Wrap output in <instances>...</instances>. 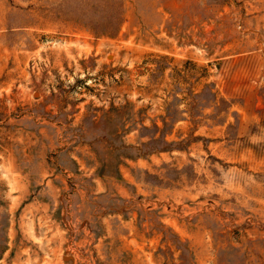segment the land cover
<instances>
[{"label":"rangeland","instance_id":"rangeland-1","mask_svg":"<svg viewBox=\"0 0 264 264\" xmlns=\"http://www.w3.org/2000/svg\"><path fill=\"white\" fill-rule=\"evenodd\" d=\"M0 264H264V0H0Z\"/></svg>","mask_w":264,"mask_h":264}]
</instances>
